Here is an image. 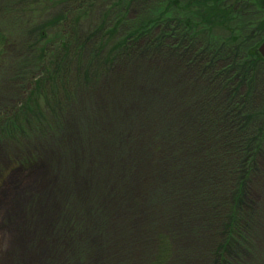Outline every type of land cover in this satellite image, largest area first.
<instances>
[{"label": "trees", "instance_id": "obj_1", "mask_svg": "<svg viewBox=\"0 0 264 264\" xmlns=\"http://www.w3.org/2000/svg\"><path fill=\"white\" fill-rule=\"evenodd\" d=\"M34 1L20 8L28 1L0 0V83L8 75L9 81L24 77V93L32 85L17 109L33 111V129L49 125L45 114L53 113V108L36 109L32 101L41 83H65L62 92L67 83L84 89L81 100L91 103L90 117L79 120L83 111L75 105L69 126L66 115L61 127L57 117L54 124L55 129L68 126L70 177L84 179V174L103 166L102 172H110L116 182L115 191L124 196L130 176L147 172L150 183L136 209L143 214L146 205L151 214L147 224L154 221L160 231L153 227L139 231L128 220L122 224L126 247L139 244L144 252L147 249L146 259L137 264H264V202L260 204L264 199V83H257V69L264 59L256 48L264 39V0H69L60 11L76 12L79 17H70L57 33L60 41L54 48L64 55L48 77L43 73L58 59L57 53L52 54L53 60L45 57L53 47L48 27L57 21L41 27L38 7L44 0ZM49 1L61 6V0ZM99 1L109 5L91 13L95 18L91 32L99 36L88 45L90 33L79 20L89 16L87 3ZM138 2L153 10L139 11L141 18L133 21L129 11ZM239 19H245V24L236 22ZM209 24L228 29L230 40L234 32L233 36L244 34V39L222 46L210 43L200 37L208 34L204 26ZM59 25L53 28L59 30ZM70 26L86 32L85 38L78 37V47L71 46ZM15 36L20 38L17 42ZM86 47L92 48L87 62L68 68L67 54L73 56L78 48L82 55ZM35 59L41 76L25 79L22 69ZM207 70L212 78L229 79L227 88L206 83ZM97 85L111 98L102 114L108 120L94 115L102 104L98 101L97 108ZM259 97L263 102L256 107ZM120 101H138L139 110L127 115L119 108ZM73 104L75 96L67 94V106ZM12 120L5 117L8 125ZM76 124L85 134L86 146L78 135L73 137ZM94 153L99 160L92 168ZM156 215H166L164 226ZM99 221L96 228L102 235L106 223Z\"/></svg>", "mask_w": 264, "mask_h": 264}, {"label": "rangeland", "instance_id": "obj_2", "mask_svg": "<svg viewBox=\"0 0 264 264\" xmlns=\"http://www.w3.org/2000/svg\"><path fill=\"white\" fill-rule=\"evenodd\" d=\"M25 1H28V4L19 5L20 8L35 4V1L31 3L33 0ZM68 1L61 0V6H58V2L44 0V3L38 7L40 13L37 21L41 27L54 20L58 22H55L54 25L49 24L48 37L51 38L53 47L47 52L49 54L52 51L51 55L45 53V57L48 56L50 60H53L52 54L57 53L58 59L56 62L60 60L61 55H64L63 50L59 54L57 48H54L57 41H60L57 33L62 32L63 24L71 19L70 17H79L76 12L75 14L66 15L65 11H60ZM87 4L92 5L93 8L90 9L88 5L89 16L87 15V19H80L79 21L81 25L83 24L84 31L90 33L91 38L86 43L91 45L94 39L99 36V33L91 32L92 25L95 22L92 14L101 12V6L106 4L107 7L109 2L100 3L99 1V4ZM133 5L135 8H131L129 11L133 21L141 18L137 15L139 11L153 10L150 9L151 6L144 4V2ZM114 11H116V8ZM243 20L245 19H239L236 22L245 24ZM57 24H60L58 26L59 30L53 28ZM210 25L204 26L209 31L208 34L200 36L206 38L210 43L214 42L222 46L221 43L223 42L231 44L237 39H244V34L233 36L236 33L234 32L230 40L229 36L231 34L228 29ZM76 29V27L72 28L71 26L68 28L71 37L70 43L73 48L79 46L78 37L82 34L84 37L86 34V32L82 33ZM262 34L264 35V30L261 32ZM19 39V36H15L16 42ZM252 40L246 42V45L250 46ZM91 51V47H86L81 55L78 48H75L72 51L74 52L73 56L70 53V55L67 54V67L69 68L81 61L85 64ZM36 63L35 59L32 65L29 64L22 69L21 73L26 77L25 79L30 76H41L39 74L41 72L38 71L37 67L40 63H37V66ZM58 65L59 62L53 67L50 65L49 70L47 72L44 70L46 73L43 74L48 77L49 73L53 74L51 71L56 70ZM64 65L65 63L60 68L63 69ZM257 70L260 72L257 73L259 75L257 83H264V80L261 79L262 76L264 77V64ZM23 79L9 81L7 75L3 83H0V264H137L143 262L146 259L147 249L144 252V247L139 244L126 247L127 238L123 235L122 224L131 221L132 228L136 227L139 231H145V229L149 231L151 227L155 232L160 231L157 226L153 225L154 221L147 224L151 214L148 212L146 205L142 207L143 214L136 209L150 183L147 172L145 171V176L141 175L140 172L130 176L129 181H126L124 196L115 191L116 182L110 172L109 174L102 172L104 170L103 166L96 173L89 176L84 174V179H80L83 182L79 178H75L74 174L70 177L73 160L69 156V149L65 142L67 140V127L73 120L71 118L74 111L73 106L76 105L83 112L86 108V111L82 112L79 118L82 121L83 117H90L89 112L92 109L89 106L91 103L87 100L84 102L81 100L84 89L75 86L73 83H67L64 90L65 94L62 92L65 83H55V80L54 83H51L52 80L48 83H41L42 88L38 93L33 94L32 101L35 102L36 109L41 108L48 111L49 108H53V113L50 117L45 114L49 125L41 129H33L35 126L33 111H29L27 107L20 109L25 102L26 94L32 89V85H27L25 93L23 92L25 86V83H22ZM206 83H212V86L218 84L220 87L223 85L227 88V83L230 82L225 76L212 78L207 70ZM98 85L94 90L95 93L97 91V108L100 100L102 104L94 115L98 120H108V118H105L107 114H102L104 108L107 107L105 102H108L111 98L104 96L102 87H100L102 83L99 86L100 88H98ZM110 91L113 97L115 90L111 88ZM72 93L75 96V104L68 107L67 94ZM20 94L22 95L20 96ZM45 101L48 102L47 107L42 106ZM262 102V98L259 97L254 106L260 107ZM19 106L20 110L17 109ZM116 107L118 109V104ZM119 108L122 111L125 110V113L129 115L134 109L139 110V103L138 101H120ZM195 110L199 115H202L199 108L196 109L195 107ZM7 115L14 119L11 121L12 124H6L5 117ZM64 115H66L68 126L65 128L64 125L59 129L65 122ZM56 117L60 127L58 126L55 129ZM50 125H52L51 130ZM72 129L73 137L78 135L86 146L85 134L80 129L79 124L72 126ZM79 129L80 133H78ZM136 149L133 145V152ZM91 155L93 168L97 165L99 156L97 153ZM125 161L121 166L122 170L126 169ZM138 170L140 171V167ZM98 181H105L106 183H103V186ZM96 190L99 191L97 194L101 195V204L98 202V195L96 198ZM133 194H136V196L133 197ZM263 202L264 199L260 204ZM106 214H109V216ZM102 215H104L106 221H103ZM59 219L60 224H58ZM155 219L164 226L166 215H156ZM99 220L106 223L102 235L96 228L101 222ZM142 220L144 221L142 222ZM262 241L264 242V236Z\"/></svg>", "mask_w": 264, "mask_h": 264}, {"label": "water", "instance_id": "obj_3", "mask_svg": "<svg viewBox=\"0 0 264 264\" xmlns=\"http://www.w3.org/2000/svg\"><path fill=\"white\" fill-rule=\"evenodd\" d=\"M258 53L264 58V40L257 47Z\"/></svg>", "mask_w": 264, "mask_h": 264}]
</instances>
